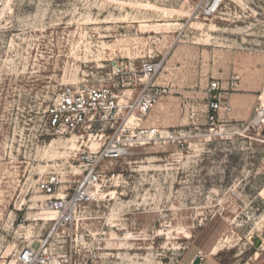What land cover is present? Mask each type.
I'll return each mask as SVG.
<instances>
[{
  "label": "rangeland",
  "instance_id": "obj_1",
  "mask_svg": "<svg viewBox=\"0 0 264 264\" xmlns=\"http://www.w3.org/2000/svg\"><path fill=\"white\" fill-rule=\"evenodd\" d=\"M211 1L0 0V264L29 244L58 264H264V0ZM143 62L161 63L145 122L182 137L102 162L103 193L56 226L37 183L69 196L111 129L53 134L47 105L64 87L133 97ZM211 82L229 107L213 126Z\"/></svg>",
  "mask_w": 264,
  "mask_h": 264
},
{
  "label": "built area",
  "instance_id": "obj_2",
  "mask_svg": "<svg viewBox=\"0 0 264 264\" xmlns=\"http://www.w3.org/2000/svg\"><path fill=\"white\" fill-rule=\"evenodd\" d=\"M221 3L222 0H212L206 5L205 13L216 12ZM129 67L132 72L129 85L134 88L140 86L133 97L125 92L116 94L111 88L64 87L45 109L49 130L59 136L84 133L97 126H109L111 129L102 148L95 155L83 157L85 176L69 196L54 195L60 183L53 175L37 183L38 191L47 196L45 206L56 216V226L72 225L75 212L81 206L97 200L103 193L106 188L105 176L97 171L102 162L129 157L135 149L163 139L182 137L179 134H162L158 128L145 122L161 98L160 88L155 85L161 63L143 62L137 69L133 64H129ZM123 69H127V66L122 62L114 67V77L122 75ZM125 86L122 83V88ZM217 91L218 84L211 82L206 105V118L211 126L220 114L229 109L223 106V98ZM254 123L264 125V109L255 110ZM44 246L42 244L35 248L29 244L17 248L10 252L7 264H58L57 258Z\"/></svg>",
  "mask_w": 264,
  "mask_h": 264
},
{
  "label": "water",
  "instance_id": "obj_3",
  "mask_svg": "<svg viewBox=\"0 0 264 264\" xmlns=\"http://www.w3.org/2000/svg\"><path fill=\"white\" fill-rule=\"evenodd\" d=\"M201 261H202L201 257H200V256H196V257L193 259V261H192L191 264H200Z\"/></svg>",
  "mask_w": 264,
  "mask_h": 264
},
{
  "label": "crops",
  "instance_id": "obj_4",
  "mask_svg": "<svg viewBox=\"0 0 264 264\" xmlns=\"http://www.w3.org/2000/svg\"><path fill=\"white\" fill-rule=\"evenodd\" d=\"M151 126H154V125H151ZM156 127V126H155ZM257 257V255H255V257H254V259H258V258H256Z\"/></svg>",
  "mask_w": 264,
  "mask_h": 264
},
{
  "label": "bare ground",
  "instance_id": "obj_5",
  "mask_svg": "<svg viewBox=\"0 0 264 264\" xmlns=\"http://www.w3.org/2000/svg\"><path fill=\"white\" fill-rule=\"evenodd\" d=\"M53 213V212H52ZM54 214V213H53ZM55 215V214H54ZM55 220V219H54Z\"/></svg>",
  "mask_w": 264,
  "mask_h": 264
}]
</instances>
